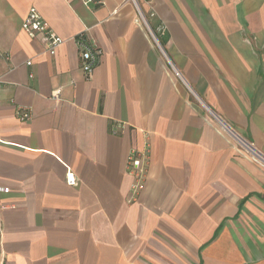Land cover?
<instances>
[{
	"label": "crops",
	"instance_id": "obj_1",
	"mask_svg": "<svg viewBox=\"0 0 264 264\" xmlns=\"http://www.w3.org/2000/svg\"><path fill=\"white\" fill-rule=\"evenodd\" d=\"M85 1L0 0V264H264V166L214 117L264 156V0H138L166 56L128 0Z\"/></svg>",
	"mask_w": 264,
	"mask_h": 264
},
{
	"label": "built area",
	"instance_id": "obj_2",
	"mask_svg": "<svg viewBox=\"0 0 264 264\" xmlns=\"http://www.w3.org/2000/svg\"><path fill=\"white\" fill-rule=\"evenodd\" d=\"M94 1L100 3L99 0H86L85 2ZM135 8L136 11V23L144 26L149 32L151 38L155 44L161 48L162 53L166 56L159 35L165 34V28L159 27L156 30L150 26L148 18L140 7L138 0H128ZM23 29L29 34L33 39L40 38L47 45V51L54 54L55 50L64 44V39L56 34V32L50 27L47 21L40 15L37 8L32 7L26 20L23 23ZM158 33V34H157ZM77 45L80 51L81 67L84 72L86 79H89L95 67L99 64L102 56V50L97 47L94 43L88 41L84 35H80L77 38ZM178 75V73H177ZM52 99L55 102H60L62 99V89H57L53 95ZM217 122L223 127V129L230 133L232 137L243 146L247 152L252 154L253 160L260 165L264 166V156L259 152L255 146L241 138L222 118L219 116H214ZM33 118V112L30 109L19 110V119L24 122L31 121ZM1 141V140H0ZM150 146L147 145L144 149L132 148L127 160V172L132 177L133 182L130 189V194L128 198L129 203H136L145 189L146 181L149 173V166L151 161ZM68 182L71 185L76 184V178L73 173L68 174ZM2 192L8 193L9 188H4Z\"/></svg>",
	"mask_w": 264,
	"mask_h": 264
},
{
	"label": "rangeland",
	"instance_id": "obj_3",
	"mask_svg": "<svg viewBox=\"0 0 264 264\" xmlns=\"http://www.w3.org/2000/svg\"><path fill=\"white\" fill-rule=\"evenodd\" d=\"M141 7V6H140ZM141 9H142V7H141ZM144 12V11H143ZM145 13V12H144ZM145 15H146V13H145ZM239 147H241V149L248 155V156H250V158H252L253 159V157H252V154L251 153H249V152H247L246 151V149L243 147V146H239Z\"/></svg>",
	"mask_w": 264,
	"mask_h": 264
}]
</instances>
